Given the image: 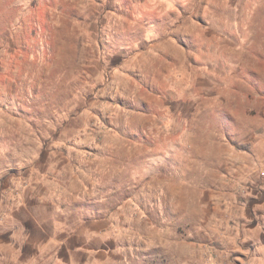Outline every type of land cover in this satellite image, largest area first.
I'll list each match as a JSON object with an SVG mask.
<instances>
[{
    "label": "clouds",
    "instance_id": "obj_1",
    "mask_svg": "<svg viewBox=\"0 0 264 264\" xmlns=\"http://www.w3.org/2000/svg\"><path fill=\"white\" fill-rule=\"evenodd\" d=\"M0 264H264V0H0Z\"/></svg>",
    "mask_w": 264,
    "mask_h": 264
}]
</instances>
